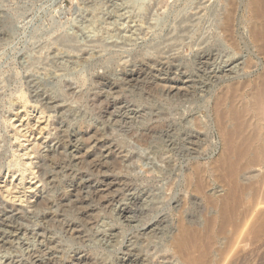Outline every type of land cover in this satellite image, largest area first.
Listing matches in <instances>:
<instances>
[{"label": "rangeland", "instance_id": "1", "mask_svg": "<svg viewBox=\"0 0 264 264\" xmlns=\"http://www.w3.org/2000/svg\"><path fill=\"white\" fill-rule=\"evenodd\" d=\"M236 4L229 43L228 0H0V264H264V164L224 230L185 183L192 133L214 154L213 76L246 62V102L264 83ZM182 219L198 238L179 249Z\"/></svg>", "mask_w": 264, "mask_h": 264}, {"label": "bare ground", "instance_id": "2", "mask_svg": "<svg viewBox=\"0 0 264 264\" xmlns=\"http://www.w3.org/2000/svg\"><path fill=\"white\" fill-rule=\"evenodd\" d=\"M236 5V0H228V8L223 13L221 19L222 28L225 31V35L229 40V43H234L235 41L232 23H234L233 17L235 15V8L238 7ZM248 10L249 14L254 19V23L250 25V34L252 37V41L258 47V49L264 53V23L257 22V20H259L260 18H262V20L264 19V0H248ZM238 64L242 66L238 67ZM246 66V62L244 63L242 60L241 62L238 61L233 65L230 64L229 67L222 70V72L215 74L211 79V86L207 89L210 97L209 115L213 123L212 126L217 141L216 143H214L215 149H213L214 154H212V160H210V162L205 166H203L198 160L199 153L195 148V140L197 139V135L192 133L191 136V147H189L190 150L188 151L190 158L189 160H191V163L188 167H185V183L193 193L204 198L209 212H211L209 215H206L207 217L205 216L206 228H211L216 223V221H219L222 228L224 225L232 223L233 215L236 214V210L235 207H232L231 202L235 201L236 204H239L241 201V194L238 192L242 193L247 188H240L237 182L240 181V179L243 180V182H250L253 177L257 176L255 172L251 171V168L255 167L258 164H264V145L262 147H253L252 145L254 140L258 138L257 128L255 129L254 127L255 133H250L248 130V111L250 108L255 107L259 119L264 121V87H262V84L264 86V83L259 84L255 81V87L253 89L254 92L250 94L249 102L244 101L246 95L243 96L242 93L243 91L249 89L248 86L250 84L247 78L249 75H245L243 71V68ZM243 78H246V80H242ZM222 83L227 84L221 88L220 84ZM258 84L260 86L259 88ZM178 90L184 91L185 93L189 92L191 94L190 89L187 87H179ZM243 159L245 160V162L241 163ZM208 177H212V183L208 181ZM262 178L264 180V171L262 172ZM250 184L251 183H249V185ZM263 184L264 183H262L261 188H263ZM6 191L10 195L11 192L9 190ZM259 191L261 192L262 190ZM253 194L255 195V193ZM243 213L244 215H246V213L250 214L251 212H249L248 209L244 210ZM262 219L260 220L262 221ZM253 222L254 221H252L251 226L254 225ZM256 224L258 225L259 222H256ZM232 225L234 227V224ZM261 225L262 224H260V226ZM253 228L254 227H252L251 230H253ZM206 230L208 231V229ZM222 230H224V228ZM257 230H260L259 227ZM191 234L192 233L187 227L186 222H184L182 219L179 223L178 232L173 237L172 244L179 249L189 246L188 244L191 240H193V242H196L198 238L194 236V238L190 239ZM195 242L194 244L196 245ZM228 248L226 247V249ZM206 250L207 249L204 248V251ZM196 253L197 251L195 252V255L197 256V254L199 253ZM187 256L185 255V257ZM185 259L186 258H184L183 260ZM192 261L193 258L191 260V263Z\"/></svg>", "mask_w": 264, "mask_h": 264}]
</instances>
